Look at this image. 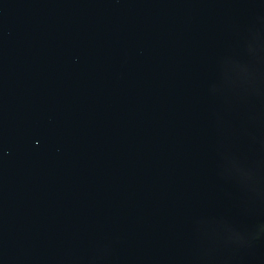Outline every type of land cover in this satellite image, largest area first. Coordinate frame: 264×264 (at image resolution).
<instances>
[{"label":"water","instance_id":"obj_1","mask_svg":"<svg viewBox=\"0 0 264 264\" xmlns=\"http://www.w3.org/2000/svg\"><path fill=\"white\" fill-rule=\"evenodd\" d=\"M0 264H264V0H0Z\"/></svg>","mask_w":264,"mask_h":264}]
</instances>
